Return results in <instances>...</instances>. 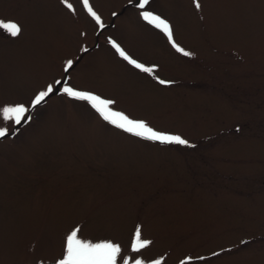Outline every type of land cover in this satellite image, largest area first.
I'll use <instances>...</instances> for the list:
<instances>
[{"label": "rangeland", "instance_id": "1", "mask_svg": "<svg viewBox=\"0 0 264 264\" xmlns=\"http://www.w3.org/2000/svg\"><path fill=\"white\" fill-rule=\"evenodd\" d=\"M68 2L0 0L23 29H0V107L56 89L30 121L0 116V264H58L76 228L119 243L117 264H264V0H89L103 27ZM63 86L189 144L127 133ZM137 228L152 243L133 252Z\"/></svg>", "mask_w": 264, "mask_h": 264}, {"label": "snow or ice", "instance_id": "2", "mask_svg": "<svg viewBox=\"0 0 264 264\" xmlns=\"http://www.w3.org/2000/svg\"><path fill=\"white\" fill-rule=\"evenodd\" d=\"M68 8H72V5L68 0H62ZM84 7L89 15L96 20V22L103 27L100 16L94 11L90 5L89 0H82ZM149 4V0H141L139 7L144 8ZM195 7L199 9L201 7L199 0H195ZM143 19L149 24L154 25L162 32L166 33L169 40L172 42L173 47L178 52H181L185 56H191L192 53L185 51L179 44L173 39V26L161 16L154 14L152 11H144L141 13ZM0 29L6 31L13 37L19 36L22 33V25L13 20L0 19ZM113 47L117 49L119 54L130 64L134 65L137 69L142 70L145 73H152V67H146L144 64L139 63L137 60L129 56L124 49L120 47L115 41H110ZM73 65V61H68L66 71ZM161 84L171 83L169 81L160 80ZM62 81H56V84H62ZM56 91L53 85H48L43 91L38 92L34 99L31 101V105L25 106L24 104H16L0 107V116L4 121H10L16 125L22 124V122L30 121L32 119L30 113L37 106L47 102V99ZM63 92L67 96L88 102L91 107L99 113L103 120L114 125L115 127L122 129L123 131L130 133L134 136L158 141L160 143H175L179 145H188L189 141L182 138L179 135H172L165 132H160L151 127L146 121L133 119L126 115L122 111H116L112 105L116 102L110 99H104L101 96L92 92L80 91L71 86H63ZM10 129L7 126H0V138H4L9 134ZM80 229L76 228L66 236L65 250L63 258L59 260L58 264H117V259L121 254V245L114 243L111 240H103L99 242H92L81 238L78 233ZM152 241L141 238V231L139 228L134 233V238L131 244V250L133 252H139L141 249L148 247ZM191 259V257L189 258ZM200 259H203L202 257ZM124 264H128V260H124ZM134 264H144L142 260H135ZM159 264V262H156Z\"/></svg>", "mask_w": 264, "mask_h": 264}]
</instances>
